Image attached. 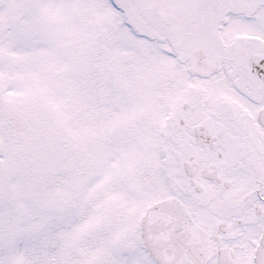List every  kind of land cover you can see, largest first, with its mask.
<instances>
[{
  "label": "snow or ice",
  "instance_id": "1",
  "mask_svg": "<svg viewBox=\"0 0 264 264\" xmlns=\"http://www.w3.org/2000/svg\"><path fill=\"white\" fill-rule=\"evenodd\" d=\"M0 264H264V0H0Z\"/></svg>",
  "mask_w": 264,
  "mask_h": 264
}]
</instances>
